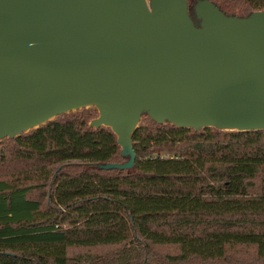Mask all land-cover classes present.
I'll list each match as a JSON object with an SVG mask.
<instances>
[{"label": "trees", "instance_id": "1", "mask_svg": "<svg viewBox=\"0 0 264 264\" xmlns=\"http://www.w3.org/2000/svg\"><path fill=\"white\" fill-rule=\"evenodd\" d=\"M188 0L195 23L194 5ZM227 16L264 0H209ZM91 106L0 142V264H264V130L146 114L127 170Z\"/></svg>", "mask_w": 264, "mask_h": 264}, {"label": "water", "instance_id": "2", "mask_svg": "<svg viewBox=\"0 0 264 264\" xmlns=\"http://www.w3.org/2000/svg\"><path fill=\"white\" fill-rule=\"evenodd\" d=\"M0 0V142L93 106L133 167L142 115L199 130H264V10L198 0Z\"/></svg>", "mask_w": 264, "mask_h": 264}, {"label": "rangeland", "instance_id": "3", "mask_svg": "<svg viewBox=\"0 0 264 264\" xmlns=\"http://www.w3.org/2000/svg\"><path fill=\"white\" fill-rule=\"evenodd\" d=\"M89 107H87V108H82V109H88ZM82 109H78L79 111H81ZM77 110H75V111H73V112H76Z\"/></svg>", "mask_w": 264, "mask_h": 264}]
</instances>
